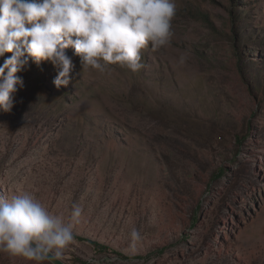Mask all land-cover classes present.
Segmentation results:
<instances>
[{
	"label": "rangeland",
	"instance_id": "374dc122",
	"mask_svg": "<svg viewBox=\"0 0 264 264\" xmlns=\"http://www.w3.org/2000/svg\"><path fill=\"white\" fill-rule=\"evenodd\" d=\"M175 4L138 72L82 69L68 47L67 86L30 61L0 111V197L65 223L81 208L66 264H264V0Z\"/></svg>",
	"mask_w": 264,
	"mask_h": 264
},
{
	"label": "clouds",
	"instance_id": "9594fccd",
	"mask_svg": "<svg viewBox=\"0 0 264 264\" xmlns=\"http://www.w3.org/2000/svg\"><path fill=\"white\" fill-rule=\"evenodd\" d=\"M175 0H0V111L10 112L21 83L17 73L31 61L50 62L58 71L59 89L71 80V47L82 69L110 73L119 65L136 73L143 68L142 52L170 44ZM183 63V57L180 59ZM81 208L71 218L78 222ZM51 213L33 194L21 191L0 197V253L11 264L61 262L74 239V223ZM133 239L138 233L133 231Z\"/></svg>",
	"mask_w": 264,
	"mask_h": 264
},
{
	"label": "trees",
	"instance_id": "16d2710c",
	"mask_svg": "<svg viewBox=\"0 0 264 264\" xmlns=\"http://www.w3.org/2000/svg\"><path fill=\"white\" fill-rule=\"evenodd\" d=\"M94 247H97V248H101V249H104L105 247L104 246H102V245H100V244H98L97 242H90ZM118 256H120V257H122V255L121 254H117Z\"/></svg>",
	"mask_w": 264,
	"mask_h": 264
},
{
	"label": "water",
	"instance_id": "95a60500",
	"mask_svg": "<svg viewBox=\"0 0 264 264\" xmlns=\"http://www.w3.org/2000/svg\"><path fill=\"white\" fill-rule=\"evenodd\" d=\"M56 264H66V263L64 261L61 262L57 261Z\"/></svg>",
	"mask_w": 264,
	"mask_h": 264
}]
</instances>
